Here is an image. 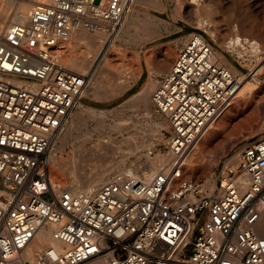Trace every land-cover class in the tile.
<instances>
[{"label":"built area","instance_id":"built-area-1","mask_svg":"<svg viewBox=\"0 0 264 264\" xmlns=\"http://www.w3.org/2000/svg\"><path fill=\"white\" fill-rule=\"evenodd\" d=\"M134 2L35 0L0 31V264H264V135L223 165L212 193L190 176L238 88L202 32L152 92L169 121L166 162L91 190L51 184V156L91 80L60 60V43L78 29L113 34ZM41 231L57 244L29 250Z\"/></svg>","mask_w":264,"mask_h":264},{"label":"rangeland","instance_id":"rangeland-1","mask_svg":"<svg viewBox=\"0 0 264 264\" xmlns=\"http://www.w3.org/2000/svg\"><path fill=\"white\" fill-rule=\"evenodd\" d=\"M184 2L185 0H136L131 10L134 11L135 20L123 34V38L114 40V45L109 48L111 53L115 52L116 55L108 62L101 57L88 72L92 79L86 93L89 101H84L82 106L93 109L97 115L86 119L75 118L79 122L78 126L76 125L70 131L69 139L71 140L65 146L61 157V160L69 163L63 170L52 167L54 173H59L63 186L74 187V178L79 175L78 172L90 174L100 169H108L113 174L114 171L123 169L122 166L114 168L118 160L125 159L123 167H131V164L136 163L137 158L141 155L154 157L163 150L167 137L159 138L157 122H167L165 132L169 129L168 120L156 110L152 101V93L150 111L146 104L137 98L149 82L154 83V90L158 84L157 80L150 78L146 86L136 94L125 90L133 82L136 69L145 68V61L150 68L154 66L151 63L153 54L149 50V45L156 41L168 43L177 36L174 33L176 25L183 24L189 33L192 31L204 33L216 50H219L227 58V66H233L239 70V74L233 72L237 78L248 73L250 69L256 68L257 65L256 70L261 68L260 81L257 82L249 76L242 85L241 93L237 95L239 100L250 101L247 108L230 118L218 133L212 135L211 130L206 133L203 139H212L211 143L205 148L204 151L207 153L203 152L201 160L189 161L190 176L204 181L213 178L219 186L222 180L223 165L228 161L237 163L238 156L245 145L264 135V116L261 112L253 113L254 100L259 95L264 96V41L261 42L257 51L247 46L239 54L226 47L228 41L237 34L243 38H250L251 35L246 32L249 29L260 32L264 37V0H224L223 9L218 10L214 19L207 17L209 24L204 27H200L190 20V5L185 4L183 9L178 6ZM9 21L2 22L0 27L10 23ZM229 32L232 33V37L227 38L225 44H219L218 37ZM77 33L91 35L94 32L80 29ZM108 34L111 35L107 33L106 36ZM257 39L261 41L262 38L258 37ZM69 42L64 43L66 47L65 51H62V59L66 64L67 61L69 62V56L81 59L86 52L84 44L68 47ZM94 57L95 54L92 58ZM101 69L103 70L101 71ZM99 71L102 73L99 74ZM94 149L100 150L95 154L97 158L90 156ZM151 152L155 155L150 156ZM73 159H75V163L77 162L76 168L71 166L74 162ZM71 171L74 172L71 173ZM141 172L142 170L139 174ZM82 186L79 188H86V186Z\"/></svg>","mask_w":264,"mask_h":264},{"label":"bare ground","instance_id":"bare-ground-1","mask_svg":"<svg viewBox=\"0 0 264 264\" xmlns=\"http://www.w3.org/2000/svg\"><path fill=\"white\" fill-rule=\"evenodd\" d=\"M34 1L35 0H0V24L2 22H7L9 20H10L9 21L10 23H12L14 21H24L27 18L29 10L31 9ZM223 1L224 0H185L184 3H180L178 6L181 9H183L186 6L185 4L190 5V12H191V19L190 20L193 23H195L196 25H200V27H202V26L204 27V26H207L209 24V22L206 18L211 17L214 19L215 14L218 12L219 9H221L223 7ZM241 2H243V1H241ZM231 7H232V5H231ZM247 11H248V9H247ZM130 12L125 17L122 25L118 29H116V31L113 33V35L108 34L106 36L107 33L103 29H98V30L94 31V33H92V34L90 33L91 35H89L87 33L78 34L77 32L80 29H78V31L77 30L74 31L71 34L69 40L67 41V42H69L71 40L67 45H68V47H73L74 45L84 44L86 46V52H84L85 56L81 59H77L76 57H74L72 55L69 57L67 56L69 59V62L67 61V64H66L62 59V51H65L64 49L66 47V45H64V43H67V42H64V43H60V46H59V58H60V60L63 63H65L67 66H69L71 69H74V70L82 72V73H88V72H90L92 67H94L96 65L97 61L101 57H102L101 59H105V61H107V62H108V60H111L112 58H114L113 56H115L116 53L115 52L111 53V50H109V48L114 45V40H116L117 38H119V39L123 38V34H125L127 32V30L130 28V24L133 23V21L135 20L134 11L133 12L130 11ZM10 18H12V19H10ZM252 18H254V17H252ZM10 23H8V24H10ZM263 23H264V21H263ZM8 24L0 27V31L5 26H7ZM82 31L91 32V31H88L87 29H82ZM263 31H264V29H263ZM246 32L249 35H251L250 38H247V37L243 38L238 34L232 37L231 36L232 33L229 32L228 34L219 36L217 42L219 44L223 45V44H225L226 39L231 36L232 38L230 39V41H228V44L226 46L229 50L239 54V53H241V51L243 49H246L247 46H250L252 48V50L257 51L261 45V42L264 41V37L261 35L260 32L254 30V29L246 30ZM211 35H212V32H211ZM215 36H216V34H215ZM258 37L262 38L261 41H259L257 39ZM94 54H95V57L92 58V56ZM216 57L218 58V60L223 65L227 66L228 60L223 55V53H221L219 50L216 51ZM227 67L230 70H232L234 73L239 74V70L236 67H233V66H231V67L227 66ZM257 67H258V65H257ZM256 68L250 69L248 71V73L244 74L240 78H237V86H238L237 91H236L235 95L233 96V98L231 99V101L229 102V104H228L227 108L225 109V111L223 112V114L210 127L209 130H211L212 135L221 131L223 129V127L225 126L226 122L230 118H232L233 116L237 115L239 112H241V111L245 110V108H247L250 101L249 100H246V101L245 100L244 101L239 100L237 98L238 97L237 95H239L241 93V91L243 89L242 85L244 84L246 79L249 78V76H251V79H253L257 82L260 81V79H261V68H259L257 70H256ZM102 70L103 69H101V71ZM101 71H99V74ZM91 80H90V82H91ZM125 83H127V82H125ZM158 84H159V82H158ZM158 84H157V86H158ZM153 87H154V83L149 82V84L139 93V96L137 97L140 102L146 104L149 111L151 109L150 97H151V93L154 91ZM78 109L79 110L77 111L74 119L76 117H77V119L78 118L86 119L87 117H93V116L97 115L93 109H90V108H87L84 106H80ZM253 111H254L253 113H257V114H258V112H261V114L264 116V96L259 95V97L254 100ZM249 117H251V116H249ZM74 119L69 124L70 126L68 129H66V132L64 133L63 137L59 140V142H58L59 145L57 146L56 150L53 152V154L51 156V172H50L51 184L57 191H60L65 186H63V183H62L61 179L59 178L60 177L59 173H57V174L54 173V171L52 170V167H57L58 169L63 170L66 168V166L69 163L67 161L61 160V157H62L63 150H65L64 149L65 146L71 140V139H69L70 131H72L76 127L77 123H79L78 121H76V119L75 120ZM157 123H158V128H159L158 129L159 138H166L168 134H167V131L164 132V130L167 127V122L166 121H159ZM168 123H169V121H168ZM211 140L212 139H203L201 141L196 153L190 159L191 162L199 161L202 159L203 152H206L204 150H206L205 148L207 146H209V144L211 143ZM98 152H100L99 149H94L93 151H91V154H90L91 158L92 157L97 158V155H95V154H97ZM238 157L240 159V154ZM77 159H78V157H77ZM73 160H74V162L71 161L72 162L71 166L73 168H76L77 162L75 163V159H73ZM166 160H167V157L162 152L157 153L154 157H149L147 155H141L140 157L137 158V162L132 163L131 167H129V168H132L137 174H139V172L141 170L142 171L147 170V172L150 174L154 171H157L166 162ZM208 160H209V158H208ZM124 163H125V159H121L120 161L118 160V163H117V165L115 164L116 166L114 168L122 166V168L124 169V167H123ZM80 167H81V165H80ZM125 168H128V167H125ZM78 169H79V167H78ZM73 172L71 171V173H73ZM78 174L79 175L75 176V178H74V181H75V183L73 182L74 187H71L73 189H86V190L95 189L98 186H100L103 182H105L110 177V175H112L111 171H109L108 169H100L99 171H95V172H92L90 174H87L84 172H78ZM204 184L210 193H212L216 189V186H217V184L215 183V180L213 178L207 179L206 181H204ZM81 185H83L82 187L86 186V188H79V186H81ZM67 187H69V186H67ZM56 244H57V242L55 240H53L52 236L50 235V231H41L39 234H37V236L35 237V239L31 243L29 250L42 248L43 246H46V245H56ZM101 263H104V262L102 261Z\"/></svg>","mask_w":264,"mask_h":264},{"label":"crops","instance_id":"crops-1","mask_svg":"<svg viewBox=\"0 0 264 264\" xmlns=\"http://www.w3.org/2000/svg\"><path fill=\"white\" fill-rule=\"evenodd\" d=\"M174 33L177 34V36L172 38L166 44L162 41H156L149 45V50L153 54L151 63L154 66L150 68L145 61V68L141 70L138 68L136 69L134 80L125 91H128L131 94H136L146 85L150 78L159 82L161 77L171 70L179 51L187 41L186 37L188 36L189 31H187L185 26L181 24L175 26ZM87 98L86 95L83 102H88L89 100H87Z\"/></svg>","mask_w":264,"mask_h":264}]
</instances>
